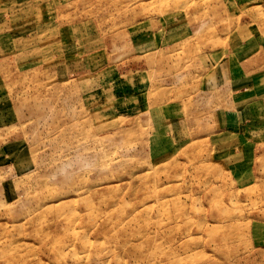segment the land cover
I'll return each instance as SVG.
<instances>
[{"label":"rangeland","instance_id":"rangeland-1","mask_svg":"<svg viewBox=\"0 0 264 264\" xmlns=\"http://www.w3.org/2000/svg\"><path fill=\"white\" fill-rule=\"evenodd\" d=\"M0 264H264V0H0Z\"/></svg>","mask_w":264,"mask_h":264}]
</instances>
